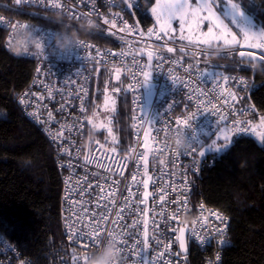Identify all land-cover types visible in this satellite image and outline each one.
<instances>
[{
	"label": "built area",
	"instance_id": "2783aa9c",
	"mask_svg": "<svg viewBox=\"0 0 264 264\" xmlns=\"http://www.w3.org/2000/svg\"><path fill=\"white\" fill-rule=\"evenodd\" d=\"M144 3L5 0L1 5L7 50L36 63L19 98L24 114L48 137L62 173L64 250L54 264H84L78 258L96 248L79 237L94 231L93 225L101 229V244L112 233L128 245L123 264H189L191 247L204 252L203 264H222L231 243L228 217L193 195L219 155L212 147L217 138L264 132L255 124L260 112L243 100L250 85L244 70L263 63L264 49L171 40L155 23L145 24L151 13ZM85 20L95 38L81 36L70 57L48 55L43 48L23 55L14 50L21 26L46 32L59 29L57 22L78 29ZM114 85L128 93L132 109L133 143L126 146L107 117L117 99ZM181 130L188 142L193 136L199 140L177 151L171 137ZM184 226L186 253L180 243ZM0 264H29L1 234Z\"/></svg>",
	"mask_w": 264,
	"mask_h": 264
},
{
	"label": "trees",
	"instance_id": "16d2710c",
	"mask_svg": "<svg viewBox=\"0 0 264 264\" xmlns=\"http://www.w3.org/2000/svg\"><path fill=\"white\" fill-rule=\"evenodd\" d=\"M225 1L217 0L221 5ZM3 2L0 0V11L6 10L1 6ZM233 2L240 3L264 28V0ZM153 3L154 0L144 3L147 13ZM221 7L218 6L220 10ZM144 22L155 23L153 15L146 14ZM80 35L95 38L89 32ZM6 41L7 30L0 26V234L29 264H54L57 252L64 250L62 173L48 137L25 116L19 99L33 78L36 63L9 53ZM258 66L244 70L250 85L243 92V100L251 101L260 112L255 124L261 128L264 62ZM113 87L117 99L107 117L113 122L120 144L126 146L133 143L130 99L126 91ZM257 134H230L227 140L220 137L219 145L230 143L218 153L215 163L204 170L193 195L228 217L231 243L224 249L222 264H264V139L259 141ZM203 259L204 252L191 247L189 264H203Z\"/></svg>",
	"mask_w": 264,
	"mask_h": 264
},
{
	"label": "snow or ice",
	"instance_id": "6c2138e0",
	"mask_svg": "<svg viewBox=\"0 0 264 264\" xmlns=\"http://www.w3.org/2000/svg\"><path fill=\"white\" fill-rule=\"evenodd\" d=\"M22 0H16L17 4H20ZM217 3V0H198L197 5L193 8L189 3V0H157L156 6L151 9V11L157 15V20L160 23V32H165L166 29L171 28V21L173 19H179L181 30H183L185 24L187 23L191 28L193 24H199L203 20H208L210 22V27L208 32L205 34V39L203 40L204 44H211L212 42L222 41L223 46L238 44L240 41L237 39L236 35L232 33L231 29L228 28V25L220 18V16L214 11V5ZM54 7H60L59 4H54ZM254 7V5H252ZM202 12H205L206 15H201ZM224 14L226 18H230V23L235 24L236 27L242 33L244 44L251 48H260L264 49V28L256 30L252 18L242 9L240 3L233 2V0H227V5L224 9ZM91 22V21H90ZM105 23L109 21L105 20ZM112 26L115 27V22H112ZM16 26L14 25L13 28ZM22 28H27V26H21ZM213 29L217 31L214 32ZM171 51V49H169ZM243 56L244 53H241ZM151 56V54H149ZM248 56L252 61H255V57L252 53H248ZM259 59L264 62V55L259 57ZM147 76V73H145ZM119 79V75H117ZM234 98V97H233ZM180 124H187V120L179 121ZM261 126L264 127V121L261 122ZM110 131V129H109ZM255 131V129H253ZM180 131H177L179 133ZM185 134V133H184ZM225 139L227 140V135ZM261 139H264V132L259 133ZM199 137L193 136V138L188 142V147L191 148L194 142H198ZM186 148V149H187ZM113 151H115L113 149ZM203 155V153H201ZM135 180V177H133ZM144 186L147 187V183L144 182ZM220 218V217H218ZM104 218L102 217L101 220ZM222 219V218H221ZM95 220V217H93ZM94 231L90 230L85 237V234L80 235V239H85L86 245L90 244V248H98L101 244V229L98 225H93ZM109 238L113 239L117 244L121 245L119 247L120 253L122 249H126L128 245L117 240L116 236L112 233H109ZM139 243V242H137ZM88 248V250H90ZM78 260H83L84 264L87 260V255L78 258Z\"/></svg>",
	"mask_w": 264,
	"mask_h": 264
},
{
	"label": "clouds",
	"instance_id": "9594fccd",
	"mask_svg": "<svg viewBox=\"0 0 264 264\" xmlns=\"http://www.w3.org/2000/svg\"><path fill=\"white\" fill-rule=\"evenodd\" d=\"M57 30L42 32L37 29L21 28L13 37L14 50L18 55L29 54L30 50L43 48L48 55L58 58L70 57L81 44V32H87L93 25L85 20L80 27L71 28L68 24L57 22ZM50 41L54 46L50 47ZM177 151L188 147V140L184 132L174 133L171 137ZM85 264H123L118 244L111 238L105 240L100 246L87 254Z\"/></svg>",
	"mask_w": 264,
	"mask_h": 264
},
{
	"label": "rangeland",
	"instance_id": "374dc122",
	"mask_svg": "<svg viewBox=\"0 0 264 264\" xmlns=\"http://www.w3.org/2000/svg\"><path fill=\"white\" fill-rule=\"evenodd\" d=\"M156 3H157V0H154V3L152 4V6L150 8V13H151V15H153L155 24L160 28V23L157 20V15L151 11V9L156 6ZM161 3H163V0H161ZM189 3L194 8L197 5L198 0H189ZM219 5L222 6L221 10L218 8ZM226 5H227V0L224 3H222V5L220 2H217L214 5V11L220 16V18L224 21V23L228 25V28L231 29L232 33H234L236 35L237 39L240 41V43H238V44L245 45L244 41H243L242 33L240 32V30L236 27L235 24L230 23V18L225 17L224 9H225ZM201 15H206V13L202 12ZM248 15L252 18V21H253L254 25L256 26V30L258 31L259 29H261V27L258 26V24L256 23L253 16H251L250 14H248ZM209 27H210V22L208 20H203L199 24L191 25V28L186 23L183 30H181L179 19H173L171 21V28L166 29L167 34H165V35L167 37L176 38L178 40H182V41H185V42H188L191 44H195V45H206L207 46V45H213V44H222V41L212 42L211 44H204L203 43V40L205 39V34L208 32ZM213 31L216 32L217 30L213 29ZM238 44H233V45H238ZM107 103L111 104L110 101L109 102L107 101ZM111 105H114V103H112ZM261 129L264 131V127H261ZM256 137L259 141L262 140L259 134H257ZM218 140H219V138L216 139L215 146L214 145L212 146L217 154L222 152V150H224L228 146V144L230 143V142H228V143H225L224 145H219L217 143Z\"/></svg>",
	"mask_w": 264,
	"mask_h": 264
},
{
	"label": "water",
	"instance_id": "95a60500",
	"mask_svg": "<svg viewBox=\"0 0 264 264\" xmlns=\"http://www.w3.org/2000/svg\"><path fill=\"white\" fill-rule=\"evenodd\" d=\"M187 228L184 226L181 229V233H180V243L182 246V250L184 253L187 252L188 249V245H187Z\"/></svg>",
	"mask_w": 264,
	"mask_h": 264
}]
</instances>
